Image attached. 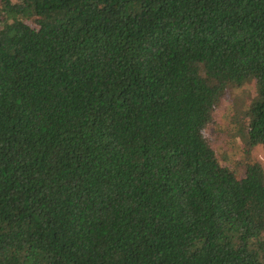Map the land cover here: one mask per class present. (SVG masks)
<instances>
[{
    "label": "trees",
    "instance_id": "16d2710c",
    "mask_svg": "<svg viewBox=\"0 0 264 264\" xmlns=\"http://www.w3.org/2000/svg\"><path fill=\"white\" fill-rule=\"evenodd\" d=\"M252 82L264 150V0H0V264H264Z\"/></svg>",
    "mask_w": 264,
    "mask_h": 264
},
{
    "label": "rangeland",
    "instance_id": "374dc122",
    "mask_svg": "<svg viewBox=\"0 0 264 264\" xmlns=\"http://www.w3.org/2000/svg\"><path fill=\"white\" fill-rule=\"evenodd\" d=\"M255 97L253 82L243 92H229L214 113V123L203 130V136L213 146L221 165L239 175L247 163L246 157L259 161L264 167L263 148H250L247 138V109Z\"/></svg>",
    "mask_w": 264,
    "mask_h": 264
}]
</instances>
